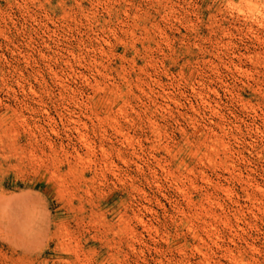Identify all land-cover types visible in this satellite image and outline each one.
<instances>
[{"label":"rangeland","instance_id":"374dc122","mask_svg":"<svg viewBox=\"0 0 264 264\" xmlns=\"http://www.w3.org/2000/svg\"><path fill=\"white\" fill-rule=\"evenodd\" d=\"M0 264H264V0H0Z\"/></svg>","mask_w":264,"mask_h":264}]
</instances>
